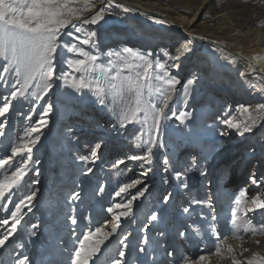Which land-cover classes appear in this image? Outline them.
I'll use <instances>...</instances> for the list:
<instances>
[{
	"label": "rangeland",
	"instance_id": "1",
	"mask_svg": "<svg viewBox=\"0 0 264 264\" xmlns=\"http://www.w3.org/2000/svg\"><path fill=\"white\" fill-rule=\"evenodd\" d=\"M105 2L106 0H92V3L97 4L96 8L86 13L87 16H91L104 5L110 7V11L105 12L103 21L86 26L88 31L97 32L103 53L109 49L120 50L129 46L155 53L166 48L167 42H160L158 34L152 33L151 39H145L136 23L133 24V28L126 27L125 14L120 13L122 10L108 1ZM137 2L161 5L163 12L170 13L169 18L181 15L191 19L199 9L197 14L200 19L196 23L197 27L202 22L215 28L217 25L213 24L214 21L225 14L223 23L225 27H230V30L226 32L227 35L233 36L239 33L243 35L237 42L245 38L244 32L252 26H257L254 29H263L261 32H264V0H137ZM154 13L148 16L159 20H164L163 17L167 16L165 14L156 16L161 12ZM234 37L237 36L232 38ZM199 39L198 42L207 44L205 38ZM167 49L170 50L168 47ZM203 50L204 47H201L197 52L200 53ZM193 69L195 70L194 67ZM191 72L194 73V71ZM174 74L182 82L189 79L188 75L176 72ZM10 83L11 79L0 81V107L3 106L4 98L9 94ZM201 88H203L202 85ZM194 92L189 90L191 95ZM191 95H189V101L192 100ZM200 95L198 93L196 97ZM183 96L181 86L178 85L174 98ZM203 96L206 97L207 102L200 105H197V100H194L193 104L187 101L185 105L182 99L170 105L177 112L190 111L192 118L185 124H180L175 118L164 122L161 139L165 146L154 149L151 165L153 171L147 176L142 175L148 167L147 163L141 168L139 161L128 159L131 155L142 152V148L135 146L136 142L133 139L138 125L132 124L126 128L113 127L114 124H118V121L110 105L107 108L101 107L92 96H78L67 88H55L43 100H37L35 97L23 101L9 100V112L0 116V121H3L5 125V136L0 137V157L10 155V146L18 144L20 140L36 134L40 135V140L33 147V159L39 160V163L30 165L32 171L25 177V186L20 193L12 196L11 200L18 202L22 195H26L33 189H39V191L36 201L31 206H22L21 223L13 230L14 235L10 237V242L4 248H0V260H3L4 264H11L9 260L13 257L16 264V261L23 256L29 257L32 248L33 250L37 248L39 256L42 251H47L50 245L57 243L62 245L60 256H64L62 253L65 250L69 251L68 256L65 255V257L68 258L67 263L71 264L72 252L79 243L78 237L83 239V234L90 228L103 224L108 219L112 221V215L107 209L117 203L126 204L129 194H135L137 188L145 186L147 191L144 195L132 202V216L128 219L122 218L120 228L105 241L101 246L100 254L93 257L89 264L100 256L104 264H111L113 259L118 258L119 251L124 250L120 244L123 235H128L125 243L129 245L123 258L125 264H142L143 254L136 251L139 237L143 234L139 230L152 211H159L162 208L164 211L161 222L156 227L149 224L147 233L150 238L161 229L167 234L168 238L164 241V246L174 253L172 257H166L155 242L152 245L156 247L154 254L159 256L162 264H184L185 260L188 264H234L232 257L235 248L231 246L232 254L227 251L230 244L226 243L229 241L239 244L242 253L257 251L264 257V234L245 233L243 229L236 231L231 224V213L236 208L234 200L242 191L247 193L248 199L257 194L264 198V120H258L257 123L262 126L255 125L252 132H247L243 136L232 130L229 136L221 137L219 132L226 128V125L222 123L224 119L232 116L237 121L244 119L235 115L239 112L237 108L242 104L233 103L232 95L222 99L215 92L206 91L203 92ZM45 101L53 103V111L47 118V124L40 127L38 133L31 134L29 130L36 126L41 109L46 106ZM261 101H247L244 105H251V109L255 110L257 105L264 104V99ZM214 112L217 113L213 114ZM258 128L261 129V134L260 132L257 134ZM253 138H255L254 143L243 144L246 140ZM95 141H103L96 162L88 164L81 161L80 157L90 155ZM201 152L207 156L206 165L209 171L207 179L200 177L197 170H193L188 180L190 188L187 191L170 176L167 177L169 183H163L166 177L162 164L164 155H170L174 161H179L180 167H183L192 155ZM257 153L260 156H257ZM17 159L13 157L12 161ZM118 160H124V163L117 164ZM88 167H91L93 172L85 175ZM10 171L11 169L9 174ZM221 172L225 175L217 180L216 177ZM252 174L256 175L258 185L251 183L249 177ZM134 179L140 181L136 188L120 196L116 195L121 185ZM37 180L39 183H34ZM77 185L82 201L72 204L67 198ZM100 187L104 188L103 192L98 191ZM167 192L173 193L174 199L165 206L162 198ZM208 195L212 197L211 204L206 200ZM193 199L205 200V203L194 204L190 213H183V207L188 206L187 202ZM73 207L76 209L75 212L71 211ZM247 207H251V204ZM8 209L14 210V204L9 203L0 207V220L5 218L9 220L8 225L0 224V235L6 234L12 228ZM120 210L122 209L116 211ZM69 216H76L78 223L72 225L68 219ZM213 216L216 217L215 220L212 219ZM85 217H89L90 220ZM248 217L252 218L253 225L264 223V210H258L256 213L249 212ZM237 222H242L240 213L237 214ZM33 223L39 224L36 236L29 235V229ZM177 229L184 231L186 235L178 236ZM104 230L110 231L111 226L107 225ZM217 232L222 237L227 236L226 239L219 241V246L224 250V258L213 254V249L217 246L214 243ZM96 238L93 235L88 244L93 243ZM7 247L11 249L8 250ZM17 248L25 250L22 256L18 255ZM8 254L11 258H8ZM201 255L206 257L205 261L199 260ZM30 260L28 264H31ZM241 264L247 263L241 262Z\"/></svg>",
	"mask_w": 264,
	"mask_h": 264
},
{
	"label": "snow or ice",
	"instance_id": "2",
	"mask_svg": "<svg viewBox=\"0 0 264 264\" xmlns=\"http://www.w3.org/2000/svg\"><path fill=\"white\" fill-rule=\"evenodd\" d=\"M115 3V0H110ZM124 7L123 5H116ZM95 8L92 0H0V81L11 79L9 84V94L5 97V103L0 107V116L9 112V100H25L35 97L43 100L55 88H67L78 96L90 95L104 108L111 106L118 124L113 127L126 128L128 125H138V129L133 139L136 147L142 148L140 154L128 157L132 161H139L143 168L147 163V169L142 175L147 176L153 171L154 149L164 147L161 139L164 122L175 118L180 124H185L192 118L190 111L173 110L170 105L182 99L183 104H187L189 98V86L194 80L189 78L183 81L174 74L173 70H179L180 61L189 54H194L190 47L193 38L186 37L183 42L174 45L172 50L167 47L161 49L159 53L153 51H141L131 47H124L120 50L109 49L103 53L100 49V41L96 31H88V25H96L105 19V12L110 11L109 5H104L95 11L91 16L86 13ZM125 11L132 9L124 8ZM252 60L258 57H252ZM62 65V67H61ZM252 71L257 75L264 73V69L257 72L253 67ZM244 74L241 73V76ZM180 85L184 96L175 97L177 86ZM264 92V88L261 89ZM45 107L41 109V115L36 126L29 132L36 134L40 127L48 122V116L53 111L54 105L45 101ZM237 111L242 117L237 121L234 116L224 119L222 123L226 125L224 130L219 132V136L227 137L232 130L243 136L247 132H252L258 120H264V104L258 105L255 110H251V105H240ZM255 112V114H253ZM5 125L0 121V137L5 136ZM40 140V135L36 134L30 138L22 139L14 146H10L11 154L0 157V207L9 203L14 204V210L8 209L12 219V228L6 234L0 235V248H4L10 242V237L14 235L16 225L22 220V206H31L37 199L39 189H33L26 195H22L18 202L12 201L11 197L21 192L25 186V177L32 167L39 163L33 159V147ZM103 141H95L91 147L90 155L80 157V160L94 164L98 159V151L102 148ZM17 157L16 161H12ZM207 156L203 152L192 155L183 167L179 166V161H174L170 155L163 157V172L166 174L163 183L168 184V176L178 181L184 190H189V177L193 170L199 172V176L205 179L209 176L206 165ZM117 164H123L124 160H118ZM7 166V167H5ZM9 169H11L9 174ZM93 169L88 167L85 175L91 174ZM225 173L221 172L216 179L219 180ZM253 185H258L259 181L255 174L249 177ZM38 184L39 181H34ZM138 179L120 186L116 192L117 196L128 193L130 189L136 188ZM74 188L68 200L75 204L82 201L81 192ZM99 192L104 188L100 187ZM147 191V186L137 188L135 194H129L126 204H115L107 209L112 215L111 230L105 231L108 222L97 224L94 228L83 234V239H79L78 245L72 252L71 264H89L93 257H97L101 252V246L120 228L121 220L132 216L133 201L142 197ZM174 199L173 193L167 192L163 198V205H169ZM206 200L211 204L212 197L208 195ZM205 200L193 199L187 202L188 206L183 207V213H190L192 205L204 204ZM234 203L236 208L231 213V224L236 231L243 229L245 233L264 234V223L253 225L252 218L248 213H256L264 210V198L257 194L248 199L247 193L242 191ZM251 204V207H247ZM117 209H122L117 212ZM31 210V207H29ZM72 212L76 209L73 207ZM164 209L152 211L146 218L144 226L139 230L143 233L138 240L136 251L143 254L142 264H160L159 256L155 255L156 247H152L153 242L165 254L172 257L173 252L164 241L167 234L164 230L156 232L154 237H149L148 225L156 227L161 222ZM242 215V222H237V214ZM246 218V219H244ZM72 225L78 223L76 216H69ZM89 219V217H85ZM216 219L215 216L212 217ZM155 222V224H153ZM7 218L0 220V224L8 225ZM87 226V225H86ZM39 224L33 223L29 229L30 236L37 235ZM95 235L97 238L91 244L88 241ZM177 235L184 237V231L177 229ZM219 232L215 233L214 243L217 245L213 249V254L219 256L222 248L219 246L221 239ZM128 235H123L120 239L122 249L118 253V258L113 259L111 264H125L123 258L129 245L125 243ZM259 243V241H257ZM24 245H21L23 247ZM146 246H148L146 248ZM15 251V250H13ZM229 253L233 252L231 246ZM19 255V254H18ZM234 264H241L235 256L232 257ZM200 261H205L204 255L199 256ZM29 257L23 256L16 261V264H28ZM184 264H188L185 260ZM247 264H264V257L259 254L254 255L247 261Z\"/></svg>",
	"mask_w": 264,
	"mask_h": 264
},
{
	"label": "bare ground",
	"instance_id": "3",
	"mask_svg": "<svg viewBox=\"0 0 264 264\" xmlns=\"http://www.w3.org/2000/svg\"><path fill=\"white\" fill-rule=\"evenodd\" d=\"M107 1L110 3V0H106L105 3H107ZM110 4L115 7H118L116 6L117 4L124 6L123 8L118 7V9L122 10V12H120L121 14H125L126 27L133 28V24L136 23L138 28L142 30L145 39H151L152 33L158 34L160 37L159 41L167 42L165 47H168L170 50L174 45H177L179 42H183L186 37L195 38L192 40V44L190 45L194 54H189L185 58H182L179 62V70L177 71L174 69V72L177 74L188 75V78L194 80L193 85L189 86V90L195 91L192 95L189 94L192 98V100H188L190 104H193L194 100H197V105L207 102L206 97L203 96V92L206 91L215 92L222 99H226L229 95H232V101L233 103H237V105H244L247 101L262 102L261 100L264 99V92L261 91V89L264 88V73L257 75L252 71L253 67L256 68L257 72H259L260 69H264V32H261L263 29H254L257 26H252V28L244 32L245 38L240 40V42H237V40L243 37V35L240 33V35H233L237 36L234 37V39L232 38L233 36L227 35L226 32L227 30H230V27H225V23H223L225 20V14L220 15L218 20L214 21L213 24L217 25L215 28L205 25V23L202 22L197 27L196 23L200 19V16L197 14L199 9L194 13L195 15H193L191 19H186L181 15L169 18L170 13L167 14L163 12L161 5H157L155 3L138 4L137 0H115V3ZM96 5L97 4H95V8ZM124 8L132 10L125 11ZM158 11L161 13L156 14V16H162V14L167 15L163 17L164 20L148 16L149 14H155L154 12L159 13ZM147 21L150 23L147 24ZM164 33L168 34V36ZM169 35L172 36L169 37ZM201 37L206 39L207 44L198 42ZM200 46L202 48L204 47V50L198 53L197 51L201 49ZM252 57H258V59L252 60ZM192 66L195 70L199 71H195ZM191 71H194V73ZM241 73L244 75L241 76ZM200 84L203 88H201ZM198 93L201 95L196 97ZM181 94H183L182 88ZM215 113L217 112H214L213 114ZM235 115L238 118L239 116L240 118H246L241 117L240 112H237ZM256 125L262 126L258 123ZM258 132L261 134V129L258 128L257 134ZM254 142L255 138L251 140L248 139L243 144L248 145ZM257 154V156H260L259 153ZM107 222L108 226H111L112 221L108 219ZM226 244L234 246V256L237 260L244 263H247L249 259L258 254L257 251L242 253V248L234 241H229ZM61 247L62 245L55 243V245H50L48 249L54 254H61ZM7 248L9 250L10 247ZM221 248L222 251L219 256H223L224 250L223 247ZM68 252V250H65L62 254L65 256ZM37 253V248H35L34 254ZM260 256H262V254H260ZM30 258L32 260V257Z\"/></svg>",
	"mask_w": 264,
	"mask_h": 264
}]
</instances>
